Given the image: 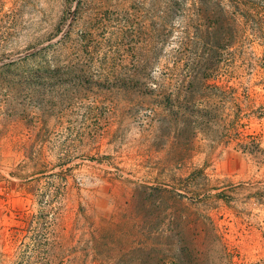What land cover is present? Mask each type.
<instances>
[{
    "label": "rangeland",
    "instance_id": "rangeland-1",
    "mask_svg": "<svg viewBox=\"0 0 264 264\" xmlns=\"http://www.w3.org/2000/svg\"><path fill=\"white\" fill-rule=\"evenodd\" d=\"M221 1L0 0V264H264V0Z\"/></svg>",
    "mask_w": 264,
    "mask_h": 264
},
{
    "label": "trees",
    "instance_id": "trees-1",
    "mask_svg": "<svg viewBox=\"0 0 264 264\" xmlns=\"http://www.w3.org/2000/svg\"><path fill=\"white\" fill-rule=\"evenodd\" d=\"M229 2L231 1L232 2V0H228ZM238 2L239 3H236L235 1H234V6L235 7H239L240 5H241V2H240V0H238ZM221 3H222V1L221 0H215V3H214V5L216 6V7H218L219 9H222L223 8V6L221 5ZM216 76L214 75V74H205L204 76H203V79H204V81L205 80H210V79H214Z\"/></svg>",
    "mask_w": 264,
    "mask_h": 264
}]
</instances>
